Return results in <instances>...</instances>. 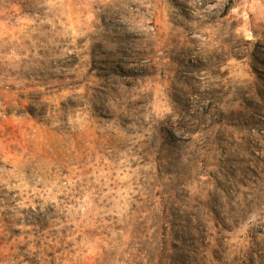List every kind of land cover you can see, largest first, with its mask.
Listing matches in <instances>:
<instances>
[{
  "label": "rangeland",
  "instance_id": "374dc122",
  "mask_svg": "<svg viewBox=\"0 0 264 264\" xmlns=\"http://www.w3.org/2000/svg\"><path fill=\"white\" fill-rule=\"evenodd\" d=\"M0 264H264V0H0Z\"/></svg>",
  "mask_w": 264,
  "mask_h": 264
}]
</instances>
